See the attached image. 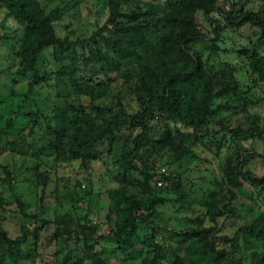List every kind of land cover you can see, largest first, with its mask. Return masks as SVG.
Instances as JSON below:
<instances>
[{"label": "trees", "instance_id": "trees-1", "mask_svg": "<svg viewBox=\"0 0 264 264\" xmlns=\"http://www.w3.org/2000/svg\"><path fill=\"white\" fill-rule=\"evenodd\" d=\"M256 1L261 6L255 12L243 9L233 12L231 9L220 8L217 0H165L164 3L111 0L108 4L110 27L105 24L102 29L94 32L87 40L92 45L88 43V50L81 47L79 52L74 47L77 42H70L56 35L53 26L56 14L44 9L38 0H0V9L21 30V40L14 50L18 59L15 73L28 80L27 91H31L52 73L40 70L43 54L46 49L51 48L52 63L57 66L53 73L61 80L62 90L67 92V95H63L64 100L50 109L49 115L39 109L27 112L16 108L13 116L5 117L4 125L0 128V158L5 154H30L36 158L46 155L52 156L55 162L79 160L85 165L99 159L104 151L110 153L112 144L120 142L117 143L119 152L116 151L114 158V180L118 186L107 191L108 211L113 213L114 219L111 232L106 238L113 235L115 249H131L134 246L135 231L142 227L147 232L141 243L150 256L147 254L146 258L135 264H242L240 256L236 258L228 248L217 247L219 228L216 227V222L222 215L218 200L203 199L200 206L204 208V212L192 219L194 225L180 231L163 228L165 233L177 239L182 256L177 252L174 253L175 256L168 255L164 245L156 242L157 226H150L155 221H147L144 216L156 204L162 203V198H154L147 207L142 208L135 201L151 192L150 183L154 182L155 177L160 179V184L172 177L163 172L156 173L154 162L148 159L151 152L168 154L173 158L172 163L176 164L193 153L192 146L200 136L211 134L212 128L220 121L218 109L225 107L213 108L216 97H221L225 102L229 97L240 94L246 103L244 106L259 103V98L255 101L247 95L237 78L247 74L254 79L255 85H264V0ZM197 12H201L207 19L211 13L220 14L224 17L225 26L236 30L246 24L259 29V35L252 45L239 51L244 62L241 69L243 71H239L230 61L210 59L211 54L218 55L220 51H224L216 44L219 29L216 20H213L215 37L206 40L197 25ZM202 40H205L208 50L207 57L201 51L194 50L191 45ZM169 49L186 55L192 65L186 70L171 71L164 78L160 91L150 88V85L157 84L158 72L153 67L146 66L149 73L147 78H140L133 90L138 92L145 89L144 94L138 97V109L135 112L127 110L119 94L99 104L100 100L111 94V72L118 71L124 82L127 81L129 74L126 70H121V61L146 60L147 56L157 61ZM11 93L14 94V91ZM83 97L88 99V104L81 101ZM18 114L28 116L27 121L31 126L26 133L30 137L35 132L37 116H44L43 132L38 137L39 140L36 136L35 141L28 139V136L23 137L22 129L15 126ZM159 116L170 121L171 127L164 124L160 135L147 136L146 132L153 128L151 120ZM258 120L253 116L250 122L238 124L233 129L219 124L222 133H231L237 140L235 152L225 157L222 167L224 182L229 187L233 184L240 186L239 177L253 185L264 183V174L257 178L246 168L243 170L258 154L250 153L242 156V160L238 159L243 150L242 140L254 138L264 144V129ZM177 124L191 127L192 131L183 132ZM136 130L140 132L133 134ZM140 141H144L146 145L143 151L138 150ZM0 170L3 174L0 176V187L12 191L14 177L9 165L0 163ZM134 171L140 174L141 180L136 182L130 178ZM171 188L177 193L176 200L186 203L188 195L180 181H173ZM227 191V197L231 201V196L234 195L229 188ZM13 198L18 211L22 213L23 202L15 194ZM77 199L82 200L81 197ZM6 204V198L0 190V218ZM63 222V217H60L58 223ZM207 222L209 224L206 225ZM239 231L245 244L256 241L260 245L258 250L251 253L250 264H264V213L251 224L242 226ZM96 232V226L81 224L75 235L84 250L90 254V264H107L103 257L104 250L94 249ZM237 233L238 230L231 237H225L226 243L235 245ZM32 235L36 236L35 230ZM25 240V234L11 238L0 228V241L7 242L10 248L17 249ZM179 248H175V251Z\"/></svg>", "mask_w": 264, "mask_h": 264}, {"label": "rangeland", "instance_id": "rangeland-1", "mask_svg": "<svg viewBox=\"0 0 264 264\" xmlns=\"http://www.w3.org/2000/svg\"><path fill=\"white\" fill-rule=\"evenodd\" d=\"M109 1L111 0H38L44 9L52 10L56 14L57 17L53 21L56 35L70 42H77L74 47L79 52L81 47L87 51L88 43L92 45V42L87 43V40L94 32L102 29L105 24L110 27ZM135 1L165 2V0ZM217 4L220 8L231 9L233 12L239 9L255 12L261 6V3L256 0H217ZM213 20H216L219 29L216 44L224 51H220L218 55L211 54L210 59L230 61L239 68V71H243L241 69L244 62L239 56V51L252 45L259 35V29L246 24L236 30L225 26L224 17L220 14L211 13L207 19L201 12H197V25L206 40L215 37ZM20 40L19 25L7 18L5 11L0 9V128L4 125L5 117L13 116L16 108L27 112L39 109L49 115L50 109L59 105L64 100L63 95H67V92L62 90L61 80L53 73L57 70V66L52 63L51 48L45 50L40 62V70L52 73L31 91H27L28 80L15 73L18 59L14 55V50ZM191 45L194 50L201 51L204 57L208 56L205 40L193 42ZM145 59L121 61V70H126L129 74L127 81L124 82L118 71L111 72L109 74L112 79L111 94L100 100L99 104L119 94L127 110L135 112L138 109V97L144 94L145 89L138 92L133 90L140 78H147L149 73L146 70L149 66L153 67L159 75L157 84L150 85V88L160 91L164 78L171 71L186 70L192 65L186 55L172 49H169L165 56L157 61H153L148 56ZM237 78L241 81L242 89L247 91L251 99L255 101L257 98L260 99L257 105L252 106L250 103L244 106L246 103L240 94L229 97L225 102L221 100V97H216L213 108L225 105L217 111L220 121L212 128L211 134L200 136V139L193 144L191 155L176 164L172 163V156L165 153L153 151L148 155V159L154 162L156 173L163 172L172 177L160 185L158 184L160 179L155 177L154 182L150 183L151 192L137 198L135 202L142 208V206L147 207L152 199L162 198L163 202L156 204L153 210L144 213V216L147 221H155V224L150 223V226H157L156 242L164 245L168 255L175 256L174 253L177 252L179 256H182L183 252L180 251L177 239L165 233L163 228L180 231L194 225L192 219L201 216L204 212L200 203L206 198L212 201L218 200L217 204L222 211L221 217L216 222V227L219 228L218 248H228L227 250L236 258L240 256L242 264H250L251 253L259 249L260 245L256 241L245 244L239 229L251 224L264 213V183L253 185L239 177L241 185L233 184L229 187L222 176L225 157L235 152L237 140L231 133H222L219 130L221 126L219 124L233 129L238 124L250 122V118L256 116L261 128L264 129V85H255L254 79L247 74ZM11 91H14V94ZM81 101L88 104V99L84 97ZM27 120V115L18 114L15 126L17 129H22L23 137L28 136V139L35 141L34 136L38 138L43 132L44 116H37L38 123L31 137L26 133L31 126ZM151 123L153 128L146 132L150 137L160 135L164 124H169L171 127V122L160 116L151 120ZM177 126L183 132L192 131L191 127H183L180 124ZM139 132L136 130L133 134ZM117 143L120 144V142ZM117 143L112 144L110 153L104 151L99 159L85 165H82L79 160L55 162L52 156L46 155H40L37 158L30 154L1 156L0 163L9 165L14 181L12 182L13 190L10 192L6 187H0L7 202L5 211L1 212L0 228L11 238L25 234L26 240L17 249L10 248L5 241H0V264H90V254L84 250L75 235L81 224H92L97 227L94 236L97 242L94 249L104 250L103 257L107 264H135L140 259L146 258L148 253L141 243L147 232L145 228L141 227L135 231L134 246L126 251L115 249L112 234L106 238L111 232L114 219L113 213L108 211L107 191L118 186L114 180L116 169L114 158L116 151L119 152ZM241 145L243 150L240 151L239 160L250 153L258 154L246 164L243 170L246 168L253 176L262 177L264 174L263 142L250 138L242 140ZM105 146L106 143L103 145L104 149ZM145 148L144 141H140L138 150L143 151ZM0 176H3L1 170ZM130 178L136 182L141 180L137 171H134ZM176 180L180 181L181 187L188 195L185 199L186 203L176 200L177 193H174L171 188L172 182ZM227 188L234 195V197L231 196V201L227 197L229 196ZM13 194L17 195L24 204L22 213L18 211ZM77 197H81L82 200H78ZM60 217H63V223H58ZM34 230L36 236L32 235ZM236 230L238 233L235 245L226 243L225 237H231ZM248 238L252 239L250 236ZM175 248L179 249L175 251Z\"/></svg>", "mask_w": 264, "mask_h": 264}, {"label": "built area", "instance_id": "built-area-1", "mask_svg": "<svg viewBox=\"0 0 264 264\" xmlns=\"http://www.w3.org/2000/svg\"><path fill=\"white\" fill-rule=\"evenodd\" d=\"M158 184L160 185V182H158Z\"/></svg>", "mask_w": 264, "mask_h": 264}]
</instances>
